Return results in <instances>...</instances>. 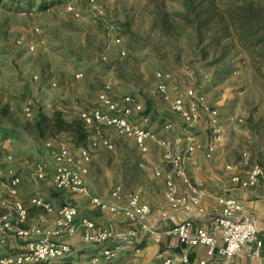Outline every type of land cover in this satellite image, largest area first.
<instances>
[{"label":"rangeland","instance_id":"obj_1","mask_svg":"<svg viewBox=\"0 0 264 264\" xmlns=\"http://www.w3.org/2000/svg\"><path fill=\"white\" fill-rule=\"evenodd\" d=\"M199 1L203 4L198 7ZM236 2L194 0L190 11L185 0H0V164L3 177L9 165L20 175L23 201L38 194L56 210L72 202L80 216L97 226L109 225L111 214L90 206L87 197L52 188L51 163L44 180L33 179L36 163L51 162L59 143L74 152L79 148L67 133L46 130L41 135L37 124L55 110L66 119H80L79 110L98 106L99 91L108 85L112 97L132 94L141 100L142 115H149V125L159 135L180 133V116L156 89L157 69L171 73L180 93L188 87L202 92L216 110L225 137L217 162L238 163L241 172L253 165L264 168V43L252 45L233 29L229 37H219L213 23L197 28L202 7L214 8L213 22L220 16L230 21ZM167 121L174 123L170 132L164 129ZM104 132L114 147L90 148V194L104 196L109 184L97 180V174L106 172L115 180L123 164L167 169L155 144L143 151L111 128ZM29 211L32 221L42 212ZM141 237L146 247L139 250L132 247L137 242L127 243L123 236L107 242L112 248L124 246L117 249L115 264H158L168 256L160 242ZM67 241L70 258L78 264H89L94 255L104 264L99 247L78 238Z\"/></svg>","mask_w":264,"mask_h":264},{"label":"built area","instance_id":"obj_2","mask_svg":"<svg viewBox=\"0 0 264 264\" xmlns=\"http://www.w3.org/2000/svg\"><path fill=\"white\" fill-rule=\"evenodd\" d=\"M115 41L118 42V39ZM154 78L157 91L184 124L180 133L159 135L149 126V115H142L141 100L132 94L112 97L106 85L99 91L100 104L80 109L78 113L90 132L88 144L74 152L66 143H59L51 155V162L38 161L32 174L34 180H44L51 163L50 184L55 191L87 197L101 211L122 215L128 222L127 228L115 233L110 227L97 226L89 217L80 216L77 205L72 202H65L56 210L51 202L35 194L26 204L18 193L20 175L9 165L3 177L0 164V249H5L10 241L17 246L16 251L0 252V264H55L56 260L63 259L69 260L67 264H78L70 258L72 247L67 239L71 238L99 247L104 264H115L117 249L123 246H108L107 242L112 238L123 236L127 243L134 244L145 235L158 243L162 233L176 237L184 246L204 247L207 257L199 260L198 264H233V258L242 254L244 247L250 244H255V248L247 252L249 257L259 259L264 264V255L261 254L263 242L257 238V219L246 214L243 205L233 195L236 189L264 184V168L253 165L241 172L237 164H226L225 172L230 176L231 185L217 196V205L212 211L214 232L194 226L193 217L204 213L201 203L203 191L188 177L187 156L200 152L206 159L215 158L224 137L222 126L216 110L210 109L202 92L188 87L184 94L180 93L179 87L172 82L171 73L162 69L154 71ZM51 83L56 84L55 81ZM203 112L208 115L209 135L199 141L196 127ZM173 127V122L164 124L166 132L172 131ZM104 128H111L117 134L132 139L143 151L147 150L149 143L162 149L163 159L170 165L165 176L164 192L168 209L163 216L181 212L185 214L184 219L162 232L158 229L157 221L150 217V205L140 200L139 192H122L121 186L116 185L107 198L90 194L87 180L90 148L99 145L113 148ZM46 145L50 146L51 143L47 142ZM154 173L161 175L159 169H155ZM175 177L181 178L186 185L185 193H179ZM33 206L42 212L26 226L29 209ZM98 261L99 257L94 255L89 259V264H98ZM158 264H190L189 253L182 250L176 256L165 257Z\"/></svg>","mask_w":264,"mask_h":264},{"label":"crops","instance_id":"obj_3","mask_svg":"<svg viewBox=\"0 0 264 264\" xmlns=\"http://www.w3.org/2000/svg\"><path fill=\"white\" fill-rule=\"evenodd\" d=\"M149 126L151 127V125ZM208 126V115L203 112L201 115V119L196 127L197 140L203 141L207 138V136L209 135ZM224 139L225 137H223V140ZM220 145V152L218 151V155L213 159H206L200 152H196L189 154L186 160V172L188 174V177L194 185L200 187L203 191L201 203L204 207V213L198 216H194L193 224L196 227H203L210 232H214L212 211L217 205V196L223 194L224 188L231 185L230 176L225 172V165H238V163L232 162H217V159H219V156L223 150V142H221ZM159 150L161 151V154H163L162 149L159 148ZM161 157V160L165 163L164 166H166L167 169L158 167L154 164H123L119 166V170L115 174V180H112V177L108 178L109 174L106 172L102 175L97 174L96 179L100 181L101 179H103L105 185L107 183L109 184V189L104 196L97 192L94 194L99 195L103 198H107L109 197L111 189L116 185L121 186L122 192L137 191L140 194V200L150 205L152 209L150 217L152 220L157 221L158 229L162 232L164 230H167L168 228L174 226L177 222L184 219L185 214H182L181 212H172L168 217L163 216V212L168 209V204L166 202L164 192L165 176L170 170V165L164 161L163 155ZM155 169H159L161 171V175L156 176L154 173ZM89 178L93 179V176H91V169H89L87 180ZM175 182L177 184L179 193H185L187 191V187L181 178L175 177ZM233 195L243 205L245 213L257 219V238L261 239L263 242V245L261 247V254L264 255V184L260 183L253 188L236 189L233 192ZM26 204H28V202ZM89 204L90 206H93L90 202ZM32 208L38 209V207L35 206H33ZM106 213L111 214V223L109 224V222H107L109 225H105L110 228L113 227L115 233L124 231L127 228L128 222L122 215L113 214L110 212ZM32 222V218H28L24 225L28 226ZM123 222H126L127 225H123ZM141 239L142 237L139 238L135 246H132L136 250L146 247V245L141 244ZM150 239L152 243H154L152 238ZM8 247H6L5 249H0V252H13L17 250L16 244L10 245ZM159 248H164L166 250V252L168 253L167 257L176 256L182 250H187L189 253L190 264H198L199 260L207 257L204 247L184 246L178 241L176 237L168 236L165 233H162L161 235ZM254 248L255 244L245 246L243 253L236 255L233 258V264H261L259 259H252L247 254L248 251L253 250Z\"/></svg>","mask_w":264,"mask_h":264},{"label":"trees","instance_id":"obj_4","mask_svg":"<svg viewBox=\"0 0 264 264\" xmlns=\"http://www.w3.org/2000/svg\"><path fill=\"white\" fill-rule=\"evenodd\" d=\"M194 0H185L187 8L191 11V5ZM212 1V0H211ZM238 3L235 13L229 14L230 21L221 17L215 21L214 8L204 6L198 10V17H203L197 24V28L202 25H211L220 32L219 37H229L231 30L237 32L242 38L250 39L253 41L252 45H259L264 43V0H236ZM203 2L199 1L196 6L202 5ZM215 23V24H214ZM210 27V28H211ZM40 134H44L48 130L51 134L67 133L69 139L76 147H83L88 144L89 130L85 127L84 123L79 118L66 119L61 111L55 110L51 116H42L37 124ZM87 141V143H86ZM69 260H65V264Z\"/></svg>","mask_w":264,"mask_h":264}]
</instances>
